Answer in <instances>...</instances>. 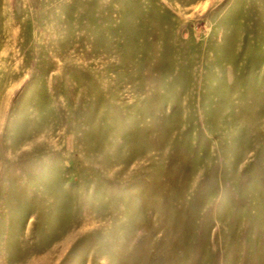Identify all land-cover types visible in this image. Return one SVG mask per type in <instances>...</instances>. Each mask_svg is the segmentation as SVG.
I'll return each mask as SVG.
<instances>
[{
    "label": "rangeland",
    "instance_id": "obj_1",
    "mask_svg": "<svg viewBox=\"0 0 264 264\" xmlns=\"http://www.w3.org/2000/svg\"><path fill=\"white\" fill-rule=\"evenodd\" d=\"M0 264H264V0H0Z\"/></svg>",
    "mask_w": 264,
    "mask_h": 264
}]
</instances>
